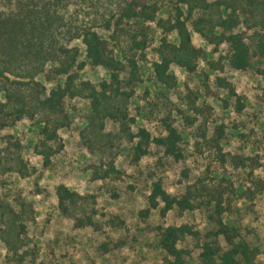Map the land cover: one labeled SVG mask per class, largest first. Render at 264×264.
Returning <instances> with one entry per match:
<instances>
[{"label":"trees","instance_id":"16d2710c","mask_svg":"<svg viewBox=\"0 0 264 264\" xmlns=\"http://www.w3.org/2000/svg\"><path fill=\"white\" fill-rule=\"evenodd\" d=\"M61 2L0 0V135L21 122H35L38 138L34 150L42 157L44 167L52 164L61 147L60 130L69 124L66 101L74 98L89 102L88 147L102 156L101 162L91 167L92 180L104 181L120 173L116 155L108 147L107 137L112 136L107 131L108 122L117 124L122 138L132 145L129 156L134 164L149 156L153 147L162 149L166 157L175 161L184 158L182 136L169 117L163 120L164 132L158 137L144 127L133 130L137 121L129 104L141 83V64L156 33L161 38L152 71L158 84L176 86V77L171 73L173 65L189 73L198 70L204 53L195 46L192 31L210 45L226 46L227 66L231 70L244 72L256 67L264 76V0H121L117 12L103 28L108 37L94 28L79 35L82 52L58 41L57 6ZM89 66L106 69L108 79L99 83L81 79V73ZM57 80L55 86L47 88V84ZM216 83L236 98L235 104L224 100V106L243 112L245 103L232 82L218 77ZM29 86L35 92L32 95L27 93ZM189 103L198 114L196 101ZM225 132L224 127L217 126L209 139L218 161L236 169H250L252 187L247 193H262L264 180L256 174L260 162L225 151ZM22 148L13 135L0 140V239L7 257L15 264H27L36 256V246L31 245L29 235L33 206L1 192L2 177L33 175L34 169L30 170ZM5 153L15 155L10 166L5 163ZM232 187L214 186L202 178L189 182L182 193L171 194L163 179L152 182L147 207L139 212L142 222H147L154 212L164 219L170 213L184 215L197 210L203 211L207 220L206 231L190 224L157 226L158 247L166 264L187 263L190 251L181 244L189 239L200 242V264H253L258 250L243 239L230 220L231 197L235 195ZM56 197L62 214L74 217L79 226L95 225L92 215L77 216L83 198L78 193L61 185ZM105 250L108 251L107 246Z\"/></svg>","mask_w":264,"mask_h":264},{"label":"rangeland","instance_id":"374dc122","mask_svg":"<svg viewBox=\"0 0 264 264\" xmlns=\"http://www.w3.org/2000/svg\"><path fill=\"white\" fill-rule=\"evenodd\" d=\"M120 2L62 0L57 6L58 41L82 52L84 46L78 37L84 30L94 28L108 37L103 28L117 12ZM158 34L141 64V83L129 104L137 121L133 130L144 127L158 137L164 132L163 120L169 117L182 136V160L168 158L162 149L153 147L151 154L140 163H132L129 156L132 145L122 138L117 124L108 122L107 131L112 134L107 137L110 139L108 147L116 155L120 173L108 180H92L91 167L99 164L102 156L88 147L90 106L83 98L66 101L69 124L60 130L61 147L49 167L43 166L42 157L34 150L38 138L35 122H21L0 135V140L5 141L10 135L20 140L22 156L29 162L30 170L34 169L29 177L9 174L1 179L4 195L13 200L24 199L33 206L29 235L31 245L36 246V256L27 264H166L165 255L158 247L157 226L190 224L206 231L207 220L205 213L197 210L184 215L170 213L164 219L154 212L147 222H142L139 212L147 207L152 182L160 178L171 194L182 193L189 182L202 178L214 186L229 188L233 185L231 223L238 227L243 239L258 250L253 264H264V191L255 196L248 194V188L252 187L248 178L250 169L223 165L209 142L216 127H224V150L255 158L261 164L256 174L264 180V76L256 67L244 72L231 70L227 66L226 46L210 45L192 31L195 46L204 53L198 70L189 73L173 65L171 73L176 77V86L158 84L152 71L153 63L158 60L161 38ZM172 40L177 42V37L175 40L173 36ZM108 77L104 68L89 66L81 73V79L94 83ZM218 77L232 82L245 103L243 112L224 106V100L235 104L236 98L217 86ZM57 82L46 86L52 88ZM31 86L27 93L32 95ZM190 100L196 101L198 114L193 111ZM1 147L5 148L3 143ZM14 157L8 155L5 163L10 166ZM61 185L83 197L77 216L92 215L95 225L79 226L74 217L58 210L56 191ZM181 247L190 251L186 264H200V242L189 239L182 242ZM0 264H15L7 257L1 239Z\"/></svg>","mask_w":264,"mask_h":264}]
</instances>
